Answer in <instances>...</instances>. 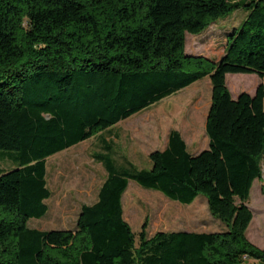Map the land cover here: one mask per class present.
Wrapping results in <instances>:
<instances>
[{
    "label": "trees",
    "instance_id": "16d2710c",
    "mask_svg": "<svg viewBox=\"0 0 264 264\" xmlns=\"http://www.w3.org/2000/svg\"><path fill=\"white\" fill-rule=\"evenodd\" d=\"M244 9L218 60L186 52L199 36ZM228 74L264 80V0H0V264H264L247 237L248 203L262 179L264 85L232 97ZM209 77V148L192 155L178 131L150 170L112 145L97 155L108 177L77 228L41 231L49 212L47 159L105 132ZM130 181L191 205L207 199L226 232L134 233L124 217Z\"/></svg>",
    "mask_w": 264,
    "mask_h": 264
},
{
    "label": "rangeland",
    "instance_id": "374dc122",
    "mask_svg": "<svg viewBox=\"0 0 264 264\" xmlns=\"http://www.w3.org/2000/svg\"><path fill=\"white\" fill-rule=\"evenodd\" d=\"M247 15L244 9H240L211 25L202 35L187 34L186 52L218 61L225 51L227 33L239 28ZM226 80L234 99L242 93L254 95L257 88L264 85V80L255 74H228ZM211 98L212 85L207 77L109 130L48 158L47 181L53 193L46 201L49 212L42 219H31L28 227L41 231L76 230L82 208L98 201L100 188L108 177L96 158L106 154L104 147L107 144L114 148L117 160L122 162L123 157H129V162L138 170L151 169L149 154L163 150L172 130L183 136L190 154L208 150L206 119ZM10 156L11 152L0 151L1 170L16 169ZM262 174V179L252 188L248 205L254 214L250 235L264 250V158ZM123 205L125 220L136 234L142 231L145 222L149 237L161 231H228L226 225L210 213L207 199L202 195L193 204L183 205L130 181ZM261 226L263 230L258 231Z\"/></svg>",
    "mask_w": 264,
    "mask_h": 264
},
{
    "label": "crops",
    "instance_id": "0c3cea01",
    "mask_svg": "<svg viewBox=\"0 0 264 264\" xmlns=\"http://www.w3.org/2000/svg\"><path fill=\"white\" fill-rule=\"evenodd\" d=\"M172 131H176V130H172ZM171 131V132H172ZM170 132V133H171ZM170 133H169V135H170ZM183 137V136H182ZM184 139V138H183ZM168 144H169V137H168V141L166 142V144H165V147L163 148V150L162 151H164L167 147H168ZM151 154V153H150ZM150 154H149V156H150ZM125 158H128V160H131V159H129V157H126L125 156ZM253 211V210H252ZM254 215V214H253ZM253 220H254V218H253ZM252 223H253V221H252ZM251 223V224H252ZM250 227H251V225H250ZM250 227H249V229H248V232H247V237H248V239L254 244V245H256L257 247H259L255 242H254V240H253V237L250 235ZM263 228V226H261V228L260 227H258V231H261V230H263L262 229ZM260 249H262L261 247H259ZM263 250V249H262ZM246 263H248V264H259V262H257V261H254V260H247L246 261Z\"/></svg>",
    "mask_w": 264,
    "mask_h": 264
}]
</instances>
